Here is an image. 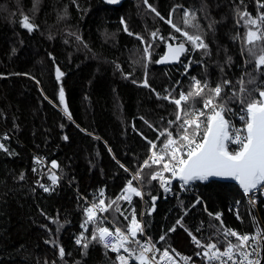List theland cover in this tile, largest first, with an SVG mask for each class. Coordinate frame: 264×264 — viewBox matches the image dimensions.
Here are the masks:
<instances>
[{
	"label": "trees",
	"instance_id": "trees-1",
	"mask_svg": "<svg viewBox=\"0 0 264 264\" xmlns=\"http://www.w3.org/2000/svg\"><path fill=\"white\" fill-rule=\"evenodd\" d=\"M236 2L239 3V0ZM244 2L248 11L255 16L256 0ZM14 3L15 0H0L2 7ZM149 3L167 18L174 4L198 6L199 0H149ZM21 4L23 11L31 16L28 11L31 0H21ZM64 4L69 5L71 18L66 22L57 23L53 5L59 8ZM79 4L81 8L87 9L83 17L71 4V0H59L58 4L57 0H43L41 10L35 16L39 31L31 34L20 27L18 14L11 17L0 11V75L6 77L0 79V136L8 133L11 139L4 143L17 153L16 156L9 157L0 152V264H30L24 259L28 253L23 256L17 253L20 245H24L28 252L32 253V262L37 258L41 261L46 257L52 258L53 249L43 244L47 233L40 225H48L53 232L56 226L48 224L40 215L39 209L53 217L59 212L61 222L65 219L69 221L61 230L59 239L66 251L72 253V256L67 258L69 261L73 258L80 259L79 251L73 242V234L81 231L79 224L83 213L78 203L83 205L84 201H78L77 193L91 201V194L106 186L107 194L114 196L127 178V174L109 155L105 144L112 148L121 162L131 166L132 152H135L142 162L147 156L148 148L146 142L133 131V126L149 138L154 139L156 136L140 117L143 116L157 127L160 126L161 116L175 119L174 115H169L175 112V105L163 100L158 101L149 89L131 82L133 78H144L142 68L130 64V59L134 58L131 56L132 51L139 48L142 53V46L134 36L130 37L123 31L120 18L124 17L129 28L143 35L145 39H148L149 33L156 28H159L165 37L172 29L144 8L142 0H126L117 8L108 7L100 0H79ZM11 10L16 11L14 7ZM180 11L178 9L177 13ZM214 11L217 18L221 14L227 17L220 28L219 36L221 42L226 43L230 52L239 60V44L234 45L226 35H235L237 31L230 5L225 3ZM177 13H174L173 20L182 26V18ZM77 29L90 45L91 52H86L82 47L78 48L74 38L67 35L68 31ZM239 32L243 35V26L239 28ZM105 34H114V38L105 42ZM49 35L52 39L48 38ZM176 35L179 36L178 33ZM66 39L69 43L64 42ZM156 43L158 47L153 55L155 59H159L163 55L164 45L159 41ZM13 47L17 51L9 58ZM213 51L215 52V45ZM49 54L53 59H49ZM113 62L119 63L125 73L133 72V77L124 79ZM56 67H60L65 73L60 83H57L55 78ZM180 71L182 68L178 64L172 67L151 64L148 79L151 86L159 92H163V89L176 79H181L186 91L188 80L180 76ZM191 71L196 75L200 71L199 66L194 64ZM211 71L215 83L216 69L213 67ZM165 72L168 75H165ZM9 73H29L35 80H39V86L35 80L25 75ZM236 75H239L238 70ZM61 87L64 89L65 105L69 109L71 120L63 114L59 103ZM41 91L44 95H41ZM49 100L52 103H49ZM235 107L239 111L238 106ZM13 121L18 127L13 128ZM164 123L166 125V121ZM61 124L64 125L63 129ZM236 126L242 127L240 120L236 121ZM81 129L92 135H87ZM172 131L175 132V129ZM93 135L99 139H93ZM62 136H67L68 141L62 140ZM33 156L43 157L42 163L45 165L44 168L38 165L35 174L32 172ZM53 159L60 164L64 179L59 187L48 194L33 182L43 174L42 182L50 184L46 172ZM90 160L94 167H90ZM21 171L26 173L25 180L14 181L13 175H18ZM32 188H36L35 193L31 191ZM153 194L159 197L156 210L151 218L145 219L150 220L147 231L155 241L182 213L177 197L163 199L157 184ZM197 194L207 203L208 211L222 212V220L226 226L246 233H251L255 228L249 216V211L253 209L248 207L245 200L238 210L234 205V201L242 196L235 185L219 182L196 184L190 194L179 197L185 205H189ZM134 199L139 213L144 205L138 198ZM237 211L243 222L236 219ZM254 211L257 224L264 231V203L258 202ZM120 220L123 222V217H120ZM201 221L202 232H196ZM211 222L217 226L220 224L215 220ZM184 223L198 238L202 233L206 235L211 231L208 229L209 217L204 211L203 203L191 210ZM220 240L223 241L222 236ZM169 243L182 255L193 256L197 251L191 243V238L179 227L175 233L169 234ZM223 246L221 243V250ZM102 253L103 250L99 246L91 249L90 256L87 257L88 264H108ZM108 256L115 258L112 253H108ZM193 259L196 260L195 256Z\"/></svg>",
	"mask_w": 264,
	"mask_h": 264
},
{
	"label": "snow or ice",
	"instance_id": "snow-or-ice-1",
	"mask_svg": "<svg viewBox=\"0 0 264 264\" xmlns=\"http://www.w3.org/2000/svg\"><path fill=\"white\" fill-rule=\"evenodd\" d=\"M58 3L59 0H57ZM104 3L118 5L120 0H104ZM142 3L144 8L168 25L172 32L165 37L160 29L156 28L149 33V38L145 39L143 35L129 28L124 17L120 18L123 31L130 37L134 36L142 46V53L139 48L132 51L131 56L134 58L130 59V64L133 67L139 65L143 70L144 78L143 80L133 78L131 82L149 89L158 101L163 100L175 105V112L169 114L174 115L175 119L161 116L160 126L157 127L143 116L140 117L147 127L156 133V136L154 139L149 138L133 126V131L146 142L148 148L147 156L142 162L137 154L132 152L131 166L121 162L112 148L105 144L109 155L127 174V178L114 196L107 194L106 186L92 193L91 201L77 193L78 201H84L83 205L78 203L83 213L79 224L81 231L73 234V242L79 251L80 259L73 258L69 261L67 258L72 256V253L66 251L59 239L61 230L69 221L65 219L61 222L59 212L53 217L43 209H39L40 215L48 221V224L56 226L53 232L48 225H40L47 233V236L43 238V244L53 249L52 258L46 257L43 261L37 258L32 262V253L28 252L24 245H20L16 251L22 256L28 253L24 259L30 264H88L87 257L90 256L91 249L96 246L103 250L102 254L108 264H130V261H135V264H177L170 250L183 261V264H201V262L202 264H264V255H262L264 231L256 227L254 234H250L226 226L222 220V212L208 211L207 203L199 194L195 196L191 204L185 205L179 193L175 192L173 184V181L179 182L180 192L184 193L193 191L197 182L203 184L209 182L211 178L235 181L242 193L241 198L234 201L235 207L238 210L242 202L246 200L249 208L253 209L249 211L252 223L254 226L257 224L254 209L258 202L264 203L259 200L260 197H264V0H256L255 16L248 11L244 0H239V3L236 0H199L198 6L190 4L187 7L183 4H174L167 18L161 15L157 8L149 3V0H142ZM225 3L230 5L237 29L235 35H226L234 45L239 44V60L230 52L228 45L221 42L219 36L220 28L227 17L221 14L217 18L214 10L220 9ZM71 4L76 7L81 17L87 12V9L81 8L79 0H71ZM42 5L43 0H31V7L28 10L31 16L23 11L21 0H15V3L8 7L0 6V11L11 17L18 14L20 27L31 34L39 31L35 16ZM13 7L16 11L11 10ZM53 8L56 11L57 23L66 22L71 18L68 4L59 8L53 5ZM178 9L181 10L179 13H177ZM174 13L182 18V26L174 22ZM241 26L244 28L243 35L239 32ZM67 35L74 38L78 48L82 47L86 52L92 51L78 29L68 31ZM48 38L52 39V36L49 35ZM111 38H114V34H105V42ZM156 41L166 48L159 59H155L153 55L158 47ZM64 42L69 43L67 39ZM213 45H215V52ZM16 51L13 47L9 58ZM214 55L215 59H213ZM181 57L184 59L182 60ZM49 59H53L51 54ZM151 64L181 65L180 76L187 78V90L185 91L182 80L176 79L166 86L163 92L157 91L148 79ZM194 64L200 69L196 75H193L191 71ZM213 67L216 69L215 83H213L211 71ZM115 68L120 71L124 79L134 75L131 71L125 73L119 63H115ZM237 70L239 75H236ZM9 75H25L35 80V77L29 73H9ZM64 75L61 68L56 67L57 83H60ZM165 75L168 73L165 72ZM4 78L6 77L0 75V79ZM35 82L39 86V80ZM41 95H44L43 91ZM45 99H47L46 96ZM49 103L52 101L49 100ZM59 103L63 114L71 120L69 109L65 105L63 87L59 91ZM53 106L56 107V105ZM157 106L163 107V105ZM235 106H238L239 111ZM234 118L241 121L242 127H236L233 123ZM16 127L18 126L13 121V128ZM60 127L63 129L64 125L61 124ZM173 128L175 132L172 131ZM81 131L92 135L85 129ZM10 139L8 133L0 136V152L14 157L17 153L4 143ZM61 139L68 141L69 138L62 136ZM93 139L98 140L99 137L93 135ZM229 145L236 147L230 149ZM32 160L34 174L37 173L38 165L41 168L45 167L42 163L43 157L33 156ZM89 165L94 167L91 160ZM46 175L50 184L42 182L43 174L33 183L44 193L51 194L64 179L57 160L50 161V168ZM25 178L24 171L13 175V180L17 182L24 181ZM153 182L159 185V189L164 194L177 197L182 213L172 226L161 232L155 241L147 231L150 220L145 219V217H152L159 199L158 195L153 194L156 188ZM31 191L35 193L36 188H32ZM134 198H138L144 205L139 213ZM202 203L209 217L208 229L211 231L206 235L202 233L198 238L184 223V219L192 209ZM231 207L230 205V210ZM105 213L110 215L106 216ZM120 217H123V222ZM236 219L243 222L238 211ZM212 220L219 221V226L213 224ZM106 222L111 225V229L105 226ZM178 227L191 238V243L197 249L193 256L199 257V260H194L193 256L182 255L169 243V234L175 233ZM202 228L203 221L195 231L202 232ZM221 236L223 241L220 240ZM230 238H234L235 242ZM161 242H163L162 245ZM221 243L224 245L222 250ZM108 253H114L115 258L109 257Z\"/></svg>",
	"mask_w": 264,
	"mask_h": 264
},
{
	"label": "built area",
	"instance_id": "built-area-1",
	"mask_svg": "<svg viewBox=\"0 0 264 264\" xmlns=\"http://www.w3.org/2000/svg\"><path fill=\"white\" fill-rule=\"evenodd\" d=\"M181 59H182V58H181ZM185 62H186V61H185ZM180 66H181V65H180ZM181 68H182V66H181ZM238 120H239L238 118H234V119H233V123L236 125V121H238ZM236 127H238V126H236ZM235 147H236L235 145H229V148H230V149H235ZM166 175H167V174H166ZM173 184L175 185V192H176V193H179V196H181V195H188V194L191 193V191L181 193V192H180V189H179V182H174V181H173ZM157 187H158V190H159V192H160V195H161V197H162L163 199L176 197L175 195H172V194H168V195L164 194L163 191H162L161 189H159V185H158V184H157ZM260 199L264 200V197H260L259 200H260ZM245 203L248 205V203H247L246 200H245ZM248 207H249V205H248ZM233 211L236 212V208H235V207H233ZM105 226H107V227H109V228L111 229V225L108 224L107 222H106ZM254 232H255V228L253 229V231H252L250 234H254ZM232 239L234 240V238H232ZM234 241H235V240H234ZM157 247H158V245H157ZM112 254H114V253H112ZM170 254L174 255V254L171 253V252H170ZM262 255H264V252H262ZM114 256H115V254H114ZM174 258L177 260V264H183V261L180 260L179 257H176V256L174 255ZM195 258H196V260H199V257H195ZM130 264H135V261H130ZM201 264H202V262H201Z\"/></svg>",
	"mask_w": 264,
	"mask_h": 264
},
{
	"label": "water",
	"instance_id": "water-1",
	"mask_svg": "<svg viewBox=\"0 0 264 264\" xmlns=\"http://www.w3.org/2000/svg\"><path fill=\"white\" fill-rule=\"evenodd\" d=\"M100 1H101L102 4L106 5L104 3V0H100ZM125 1L126 0H120V3L118 5H106V6L113 7V8H117V7H120ZM165 51H166V48L164 47V52ZM176 65L177 64H162V65H157V66H171L172 67V66H176ZM174 182H177V181H174ZM210 182L228 183V184L235 185L239 189V186L235 183V181L227 180V179H220V178H211L209 182H206V183H203V184H207V183H210ZM196 184H201V183L197 182ZM239 191H240V189H239ZM256 227H259L258 224L255 225V228Z\"/></svg>",
	"mask_w": 264,
	"mask_h": 264
},
{
	"label": "rangeland",
	"instance_id": "rangeland-1",
	"mask_svg": "<svg viewBox=\"0 0 264 264\" xmlns=\"http://www.w3.org/2000/svg\"><path fill=\"white\" fill-rule=\"evenodd\" d=\"M255 6H256V3H255ZM126 207V205H124Z\"/></svg>",
	"mask_w": 264,
	"mask_h": 264
}]
</instances>
